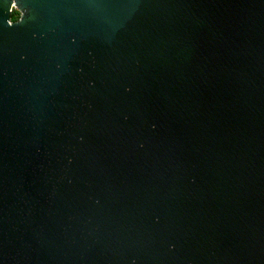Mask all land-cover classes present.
Wrapping results in <instances>:
<instances>
[{"label": "water", "instance_id": "water-1", "mask_svg": "<svg viewBox=\"0 0 264 264\" xmlns=\"http://www.w3.org/2000/svg\"><path fill=\"white\" fill-rule=\"evenodd\" d=\"M0 264H264V0H0Z\"/></svg>", "mask_w": 264, "mask_h": 264}, {"label": "trees", "instance_id": "trees-1", "mask_svg": "<svg viewBox=\"0 0 264 264\" xmlns=\"http://www.w3.org/2000/svg\"><path fill=\"white\" fill-rule=\"evenodd\" d=\"M18 19V13L14 15V20Z\"/></svg>", "mask_w": 264, "mask_h": 264}]
</instances>
